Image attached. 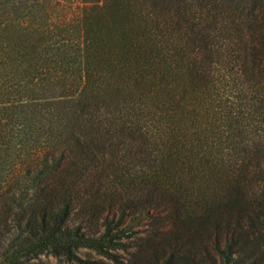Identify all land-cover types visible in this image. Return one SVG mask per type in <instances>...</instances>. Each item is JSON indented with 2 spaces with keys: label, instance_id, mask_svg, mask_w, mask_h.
<instances>
[{
  "label": "trees",
  "instance_id": "1",
  "mask_svg": "<svg viewBox=\"0 0 264 264\" xmlns=\"http://www.w3.org/2000/svg\"><path fill=\"white\" fill-rule=\"evenodd\" d=\"M67 2L0 0V264H264V0Z\"/></svg>",
  "mask_w": 264,
  "mask_h": 264
},
{
  "label": "rangeland",
  "instance_id": "2",
  "mask_svg": "<svg viewBox=\"0 0 264 264\" xmlns=\"http://www.w3.org/2000/svg\"><path fill=\"white\" fill-rule=\"evenodd\" d=\"M56 2V7L52 9V12H49L46 15L47 19L51 20L52 22L57 21L58 19L62 20L63 18H67L68 14L66 13L69 7L67 0H53ZM29 3V2H28ZM32 1H30V4ZM53 3V4H54ZM29 4V5H30ZM45 16V15H44ZM6 170L4 171V175L6 174ZM17 210V209H14ZM5 212V208L0 207V261L4 258L3 253L9 249V246L13 239H17L21 234V230L16 229L13 225L14 222L10 221L12 216L8 217V220L3 222L1 221V217L3 218ZM6 223V224H5ZM150 230V226L148 225V221H144L140 224L139 227L133 229V231L137 232L136 237L145 236V234ZM77 256L85 261L94 262L96 264H112L108 259L97 255L94 251L86 250V249H79L76 252ZM121 256V260L124 264H130L129 256L126 253L118 252ZM26 264H73L64 261L60 257H55L49 253L43 252L37 254L33 258H30Z\"/></svg>",
  "mask_w": 264,
  "mask_h": 264
}]
</instances>
